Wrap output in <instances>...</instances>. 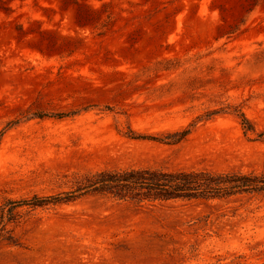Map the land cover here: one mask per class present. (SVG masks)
Here are the masks:
<instances>
[{
    "label": "rangeland",
    "instance_id": "rangeland-1",
    "mask_svg": "<svg viewBox=\"0 0 264 264\" xmlns=\"http://www.w3.org/2000/svg\"><path fill=\"white\" fill-rule=\"evenodd\" d=\"M126 168L264 170V0H0V264H264L262 197L9 204Z\"/></svg>",
    "mask_w": 264,
    "mask_h": 264
},
{
    "label": "trees",
    "instance_id": "trees-1",
    "mask_svg": "<svg viewBox=\"0 0 264 264\" xmlns=\"http://www.w3.org/2000/svg\"><path fill=\"white\" fill-rule=\"evenodd\" d=\"M221 111L209 112L205 117L219 114ZM232 112L237 115L246 131H252L251 121L238 107ZM42 116H46L45 114ZM56 116L62 117L60 113ZM189 131L173 134L182 140ZM131 139H152L130 131ZM175 140V139H174ZM95 193L108 195L120 201L137 206H156L158 204L187 203H226L236 202L243 197H262L264 199V170L262 171H226L211 170H164L154 168H126L106 170L86 177L84 184L75 192L49 197L35 196L30 200L10 201L12 210L19 206L45 207L61 203H71L78 194Z\"/></svg>",
    "mask_w": 264,
    "mask_h": 264
}]
</instances>
